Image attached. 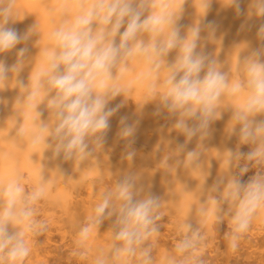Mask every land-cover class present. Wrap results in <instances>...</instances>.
Listing matches in <instances>:
<instances>
[{
  "label": "clouds",
  "instance_id": "1",
  "mask_svg": "<svg viewBox=\"0 0 264 264\" xmlns=\"http://www.w3.org/2000/svg\"><path fill=\"white\" fill-rule=\"evenodd\" d=\"M184 0H77L79 13L70 23L61 24L53 33L54 45L45 50L44 67L30 75L25 85L18 79L28 58L27 42L35 33L37 25L24 34L10 27L15 19V0H0V57L15 50L16 61L12 65L0 59V91L10 84L20 90L17 104L34 110V130L29 136L33 148L43 146L52 153V159L64 162H81L101 149L110 128V118L123 106L108 107L111 100L125 95L116 82L128 70L130 59H143L150 67L149 73L159 76L166 70L162 91L155 92L150 100L158 103L157 113L165 111L174 118L172 128L185 137L176 145V154H184L177 165H197L203 141L210 134L214 121L221 117V107L228 98L245 93L239 106H232V115L227 128L229 137L235 136L238 145H250L247 154L224 150L228 169L217 176L211 192L221 193L223 203L228 204L230 231L226 233L227 245L233 251L238 248L241 237L249 230L257 213L264 209V23L256 32L257 46L248 43L237 45L239 52L246 49L243 60L238 57L239 79L230 78L222 70L213 54L197 51L204 39L215 43L218 25L204 23L211 6L217 0H199L203 10L200 19L190 25L181 35L177 21ZM225 7L233 8L237 16L264 18V0H248L247 11L241 7L243 0H220ZM202 32L206 33L202 37ZM18 45H24L17 47ZM176 51L172 63L166 57ZM111 82V84H109ZM43 93L37 102V96ZM0 103H3L0 100ZM45 104L47 119L39 105ZM191 122V123H190ZM138 121L128 123L120 120L119 136L126 139L127 159L135 155L132 149ZM18 135L25 136L23 125ZM194 138L197 146L186 150ZM164 166L168 167L167 158ZM233 167L238 171L233 172ZM255 169L247 181L241 177ZM210 175L206 172L205 178ZM113 192L103 194L95 206L92 222L95 226L104 219L115 216L112 256L124 264L127 258L135 259L140 249L141 264H151V246L145 243L158 233L155 221L161 207V199L153 194L139 198L136 178L129 174L115 185ZM45 194L43 185H38L30 200L38 202ZM0 264H23L30 254L18 227L28 223L34 212L19 180L9 181L0 188ZM214 212L220 210L221 201L210 197ZM221 217H217L219 221ZM31 226V225H30ZM43 227V225H42ZM190 227V226H188ZM90 236L88 227L78 232L77 244L85 243ZM197 234L185 237L176 244L180 259L172 264H192L189 259L195 247ZM95 264H104L97 258ZM199 264H203L200 261Z\"/></svg>",
  "mask_w": 264,
  "mask_h": 264
},
{
  "label": "bare ground",
  "instance_id": "2",
  "mask_svg": "<svg viewBox=\"0 0 264 264\" xmlns=\"http://www.w3.org/2000/svg\"><path fill=\"white\" fill-rule=\"evenodd\" d=\"M241 7L246 12L248 0H243ZM14 11L17 21L10 23L9 26L15 28L18 33L24 34L37 25L38 33L33 34L27 42L28 62L18 77L27 85L30 83L31 73L40 71L44 67L45 50L54 45L52 33L61 24L70 23L80 9L77 7V0H15ZM202 11L199 0H184L177 21L181 35L200 19ZM208 21L218 25V39L215 43L202 39L197 51L203 50L205 53L213 54L220 62L222 70L229 73L230 78L239 79L238 57L243 60L250 48L257 46L256 32L259 25L264 23V18L253 16L249 19L246 16H237L233 8L225 7L220 0H217L212 4L204 23ZM201 35L203 37L206 33L202 32ZM241 43H248L250 48L239 52L240 48H237V45ZM22 46L24 45L17 47ZM175 56L176 51L173 50L166 57L167 63H172ZM0 59L12 65L16 61L15 50ZM149 67L141 58L134 57L129 60L128 70L116 82L119 88L127 91L125 95L122 94L111 100L108 105L115 107L123 102V106L110 118V128L103 147L81 162L53 160L49 149H43L42 145L33 148L29 136L34 130L32 124L35 117L34 110L17 104L20 90L14 87V83L0 91V100L3 101L0 103V188L9 181L18 179L28 201V207L34 212L32 219L17 229L30 248V254L23 264L54 263L49 259V256L52 258V255H49L52 251V231H57L62 237L70 233L80 251L86 253V261H84L86 264H95L97 258L102 259L104 264H124L123 261L112 256L113 245L118 243L113 239L115 216L104 219L98 227L93 224L92 218L94 208L103 194L111 191L115 196L116 183L129 174L136 178L139 198L149 193L160 197L161 207L158 215L166 214L178 231L181 229V232H186L193 225L203 232L214 234L213 236H221L222 232L230 231V228L218 227L214 222L218 216L221 217L219 221L226 218L230 220V206L223 203L221 193L211 192L210 189L217 176L226 174L224 172L228 169L227 154H222V151L227 149L247 154L243 148H240L243 145H238L237 138L229 137L226 131L232 115L231 105L235 107L242 104L246 94L242 93L236 98H228L223 102L221 107L227 104L229 106L222 108L221 117L212 123L210 134L203 141L197 165L185 166L184 163L177 165V160H183L184 154H176V145L183 143L185 137L172 128L174 118H170L163 110L156 114L158 103L150 100L155 92L163 90L162 82L167 72L162 66L159 76L156 77L149 73ZM42 95L43 93L37 96V102ZM38 110L43 113L41 118L47 119L45 104L39 105ZM122 117H126L128 123L138 121L134 137L131 138L134 141L131 147L135 151L131 160L126 158L127 141L118 134ZM21 125L25 128L23 138L18 135V128ZM196 146L197 140L194 138L187 144L186 150H193ZM165 158L168 167L164 166ZM208 171L210 175L205 178ZM234 171L238 169L233 167ZM254 172L255 169H250L241 177L242 181H247ZM38 185H43L45 194L38 202H32L31 194ZM210 197L221 201L219 211H213L209 204ZM2 202L0 199V203ZM256 220L264 221V209L257 213L253 222ZM155 226L159 228L157 220ZM82 227L89 228L90 236L85 243L77 244L78 232ZM162 236L164 235L158 231L144 245L151 246V264H172L173 259H180L175 250L177 244L175 240V245L171 246L168 241L170 239L166 237L167 240ZM260 245H264V231L253 239L246 240L241 237L237 252L243 249V253H252L254 250H247L252 246L258 249ZM220 252L223 254V251ZM221 256L228 258L227 255ZM235 257V262L233 261L232 264H247L246 261L244 263L241 258H237V254ZM252 262L264 264V252L258 253ZM127 264H141L140 249L137 250L135 259L127 258Z\"/></svg>",
  "mask_w": 264,
  "mask_h": 264
},
{
  "label": "rangeland",
  "instance_id": "3",
  "mask_svg": "<svg viewBox=\"0 0 264 264\" xmlns=\"http://www.w3.org/2000/svg\"><path fill=\"white\" fill-rule=\"evenodd\" d=\"M241 146V145H239ZM248 146V147H247ZM240 148H243V150L246 151V153H248L251 150V146L250 145H246V146H241ZM246 148V149H245ZM164 217V218H163ZM166 214H162L160 216V219L157 220V225L159 226L158 231L162 233V235H166L165 237L162 236V238L165 239H172L171 241H169L171 246L175 245V242L177 243V241L185 238V237H191L193 233L197 234V238H196V244L195 247L191 250V254L189 255V258L191 259L192 264H199L200 261H203V264L207 263V264H232L233 261L236 259V254H237V258H241L240 260L242 262L247 264H253V260L255 259V256L258 253H263L264 252V245H260L258 247V249L254 246H252L250 249H248L247 251H252L254 250V252L252 253H243V249L238 250L237 249L235 251H233L231 248L228 247L227 245V241L225 239V232L221 233V236H213L214 234H208L206 232H203L202 229L198 228L197 226L193 225L191 229H189L188 231L181 232V229H179V231L173 227L171 219L168 217ZM162 219V220H161ZM166 219V220H165ZM225 220V221H224ZM222 222L218 221L217 219H214L215 224L219 227V226H224L226 228H230V220L229 219H224ZM166 221V222H164ZM264 222L263 220H256V221H252L251 226L249 228V230L244 234V236H242V238L244 237V239H253L256 238L257 236H260V234L264 231V223L262 224V222ZM161 222V223H160ZM217 222V223H216ZM256 222V223H255ZM160 224V225H159ZM172 226V227H171ZM216 226V227H217ZM161 227V228H160ZM174 228V229H171ZM257 230V232H256ZM261 230V231H260ZM177 231V232H175ZM173 232V233H172ZM54 233V234H53ZM165 233V234H164ZM173 235H172V234ZM179 233V234H178ZM250 233H252L250 235ZM256 233V234H255ZM59 234V235H58ZM68 234V235H67ZM70 233H66L65 237H62L60 235V233H58L57 231H52V246H51V254L52 258L49 259L51 262H54L52 264H86L85 260V256L86 253L84 251H80V249L77 247V245L74 242V239L72 236L69 235ZM223 234V235H222ZM172 235V236H170ZM175 235V236H174ZM212 236V237H211ZM245 236H247L245 238ZM167 237V238H166ZM172 237V238H171ZM175 239H174V238ZM66 242H65V241ZM72 240V241H71ZM175 240V242H174ZM64 242V243H63ZM174 243V244H173ZM73 247V248H72ZM76 247V249H75ZM54 248V249H53ZM78 248V249H77ZM71 249V250H70ZM218 249V250H217ZM228 249V250H227ZM231 251H230V250ZM256 249V250H255ZM73 250V251H72ZM75 250V251H74ZM77 250V251H76ZM223 251V254L222 252ZM226 251V252H224ZM230 251V252H229ZM233 251V252H232ZM221 255H227V257L229 258V260H226L228 258L221 256ZM232 252V253H231ZM256 252V253H255ZM78 253V255L76 254ZM219 253V254H218ZM242 253V254H240ZM55 254V255H54ZM74 254V255H73ZM239 254V255H238ZM249 254V255H248ZM76 255V256H75ZM84 255V256H83ZM209 255V256H208ZM230 255V257L228 256ZM234 255V256H232ZM245 255V256H244ZM252 256V257H248V256ZM255 255V256H254ZM80 257V258H79ZM180 257V256H179ZM206 257V258H205ZM226 258L223 260V258ZM235 257V258H234ZM211 258V259H210ZM206 259V260H205ZM81 260V261H80ZM212 260V261H211ZM223 260V261H222ZM80 262V263H79ZM235 262V261H234ZM249 262V263H248ZM255 263V262H254ZM88 264V263H87ZM256 264V263H255ZM263 264V263H262Z\"/></svg>",
  "mask_w": 264,
  "mask_h": 264
}]
</instances>
